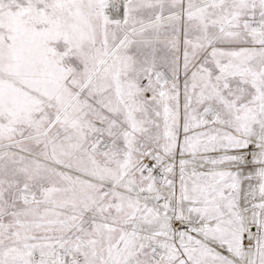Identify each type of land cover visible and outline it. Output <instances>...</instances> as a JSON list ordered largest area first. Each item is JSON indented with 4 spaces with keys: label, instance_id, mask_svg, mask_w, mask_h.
<instances>
[{
    "label": "snow or ice",
    "instance_id": "1",
    "mask_svg": "<svg viewBox=\"0 0 264 264\" xmlns=\"http://www.w3.org/2000/svg\"><path fill=\"white\" fill-rule=\"evenodd\" d=\"M0 264H264V0H0Z\"/></svg>",
    "mask_w": 264,
    "mask_h": 264
}]
</instances>
